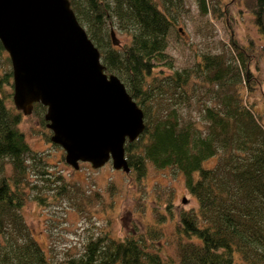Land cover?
Returning a JSON list of instances; mask_svg holds the SVG:
<instances>
[{
	"label": "trees",
	"instance_id": "obj_1",
	"mask_svg": "<svg viewBox=\"0 0 264 264\" xmlns=\"http://www.w3.org/2000/svg\"><path fill=\"white\" fill-rule=\"evenodd\" d=\"M236 1L264 32V0ZM233 2L222 5L226 10ZM69 3L98 47L106 71L121 78L144 111L143 133L124 144L129 173L144 176L146 161L159 168H178L198 209L179 213L174 225L178 239L174 255L164 257L144 233L132 228L123 238L109 234L88 237L81 254L69 256L61 264H235V252L244 264H264V108L256 111L243 95L254 88L248 60L252 55L264 57V43L251 35L246 38L248 47L232 39L236 53L229 57L204 52L192 65L178 69L166 53L174 25L173 0ZM205 4V0H197L201 10H206ZM111 24L129 35L128 42L112 44ZM4 52L0 42V54H4V67L0 68V264H48L16 211L23 203L21 179L30 148L15 126L21 115L10 103L12 72ZM192 73L201 78L199 85L191 82ZM187 86L201 91L197 98L200 117L196 119L186 117L182 110L194 94ZM152 94H168V104L149 105ZM44 107L33 103L39 113ZM60 187L65 191V185Z\"/></svg>",
	"mask_w": 264,
	"mask_h": 264
},
{
	"label": "rangeland",
	"instance_id": "obj_2",
	"mask_svg": "<svg viewBox=\"0 0 264 264\" xmlns=\"http://www.w3.org/2000/svg\"><path fill=\"white\" fill-rule=\"evenodd\" d=\"M205 1L206 10H201L197 0H173L174 25L169 31L166 53L175 68L192 65L204 52H219L229 57L236 53L232 39L248 47L246 38L251 35L255 41L264 43V32L258 29L252 14L245 11L241 2L234 0L225 10L222 2L228 0ZM110 27L119 43L128 42L125 31L112 24ZM2 59L3 53L1 69ZM248 62L254 74L251 79L254 88L250 92L245 90L243 95L256 111H262L264 57L252 55ZM191 75V82L199 85V75ZM186 88L194 94L189 96L191 103L182 106L184 115L199 118L201 107L197 98L201 91ZM152 95L155 96L149 105L168 104V94ZM10 103L13 105L12 95ZM20 115L15 126L25 137L30 152L24 156L23 203L16 211L21 214L28 235L43 250L48 264H61L69 256L80 255L90 236L109 234L123 238L134 231L132 228L144 233L146 240L152 241L164 257L176 253V219L181 211L198 209L181 170L174 166L159 168L149 161L145 162L147 168L141 177L113 168L110 161L98 169L80 162L79 169H74L65 162L63 149L50 141L44 119L42 123L43 113L33 109L29 114L20 111ZM33 154L35 158L31 157ZM7 161L4 165L9 173ZM40 170L46 173L41 174ZM43 176L48 180H43ZM60 185H65V191ZM233 257L235 264H244L237 252Z\"/></svg>",
	"mask_w": 264,
	"mask_h": 264
},
{
	"label": "water",
	"instance_id": "obj_3",
	"mask_svg": "<svg viewBox=\"0 0 264 264\" xmlns=\"http://www.w3.org/2000/svg\"><path fill=\"white\" fill-rule=\"evenodd\" d=\"M113 45L119 43L109 29ZM0 42L12 72V103L29 114L46 107L49 139L74 169L110 161L126 173L124 144L143 133L144 111L124 82L106 71L69 0H0Z\"/></svg>",
	"mask_w": 264,
	"mask_h": 264
},
{
	"label": "bare ground",
	"instance_id": "obj_4",
	"mask_svg": "<svg viewBox=\"0 0 264 264\" xmlns=\"http://www.w3.org/2000/svg\"><path fill=\"white\" fill-rule=\"evenodd\" d=\"M45 109H46V107H44V110H43V112H42V113H43V115H44ZM32 110H33V109H32Z\"/></svg>",
	"mask_w": 264,
	"mask_h": 264
}]
</instances>
